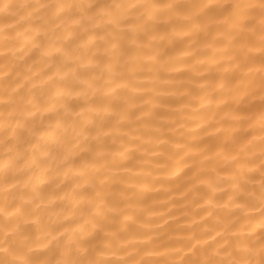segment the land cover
Returning a JSON list of instances; mask_svg holds the SVG:
<instances>
[{"label":"bare ground","instance_id":"obj_1","mask_svg":"<svg viewBox=\"0 0 264 264\" xmlns=\"http://www.w3.org/2000/svg\"><path fill=\"white\" fill-rule=\"evenodd\" d=\"M0 264H264V0H0Z\"/></svg>","mask_w":264,"mask_h":264},{"label":"clouds","instance_id":"obj_2","mask_svg":"<svg viewBox=\"0 0 264 264\" xmlns=\"http://www.w3.org/2000/svg\"><path fill=\"white\" fill-rule=\"evenodd\" d=\"M0 254H2V253H0ZM9 264H12V262H9Z\"/></svg>","mask_w":264,"mask_h":264}]
</instances>
